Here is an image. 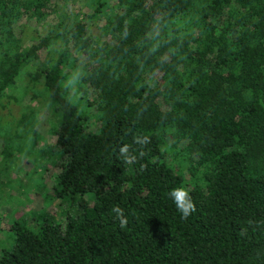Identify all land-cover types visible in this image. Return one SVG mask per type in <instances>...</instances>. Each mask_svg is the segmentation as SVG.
I'll return each instance as SVG.
<instances>
[{"label": "trees", "instance_id": "16d2710c", "mask_svg": "<svg viewBox=\"0 0 264 264\" xmlns=\"http://www.w3.org/2000/svg\"><path fill=\"white\" fill-rule=\"evenodd\" d=\"M0 140L60 169L0 264H264V0H0Z\"/></svg>", "mask_w": 264, "mask_h": 264}, {"label": "rangeland", "instance_id": "374dc122", "mask_svg": "<svg viewBox=\"0 0 264 264\" xmlns=\"http://www.w3.org/2000/svg\"><path fill=\"white\" fill-rule=\"evenodd\" d=\"M82 5H84V2H81L80 6ZM26 100L28 101V99ZM39 107L40 109L37 117L41 123L36 129L48 143L52 144L54 139L47 135V127L43 123L49 118L50 114H52V107L45 99H42ZM18 110L19 108H14L13 113L15 116L20 115ZM23 112L24 111L22 110V113ZM41 143V141H38V145H41ZM1 150L2 143L0 140V152ZM50 161L53 163L51 162L50 164L47 163L45 165L42 163L41 166H39V164L37 165L36 170L34 171L35 177L32 179V182L28 187H23V185H26L27 181L24 174L33 172V166L26 162V159L21 162L20 169L15 168V163H0V186H4L2 190L6 191L4 196L0 197V240H2L4 236H7L5 226L10 227L14 224L20 223V221H22L21 219L23 218L24 220L25 216L28 219L32 218L33 215H27L28 213H31V211H37L36 213L42 211V199L39 195L33 194L32 191H37L38 189L43 188V184L48 188L51 187L52 176L53 174L59 173L60 169L57 160L55 161L52 159ZM3 179L5 185L2 182ZM29 208H34L36 211H28ZM23 213L25 215L24 217L22 216ZM25 221L27 220H24V222ZM1 245L2 243L0 244V247Z\"/></svg>", "mask_w": 264, "mask_h": 264}, {"label": "clouds", "instance_id": "9594fccd", "mask_svg": "<svg viewBox=\"0 0 264 264\" xmlns=\"http://www.w3.org/2000/svg\"><path fill=\"white\" fill-rule=\"evenodd\" d=\"M120 153L124 157L126 163H131L136 159V157L129 152V148L126 145L120 148ZM170 196L173 199L177 210L181 213L182 218L187 219L188 216L196 210V206L192 202L189 193L183 188L173 189ZM112 212L116 214V219L120 221L121 227H125L127 219L124 216L123 210L117 206L112 209Z\"/></svg>", "mask_w": 264, "mask_h": 264}]
</instances>
